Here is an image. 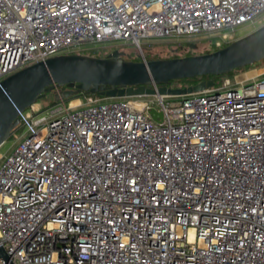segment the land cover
<instances>
[{"label":"built area","instance_id":"1","mask_svg":"<svg viewBox=\"0 0 264 264\" xmlns=\"http://www.w3.org/2000/svg\"><path fill=\"white\" fill-rule=\"evenodd\" d=\"M263 22L264 0H0V81L84 43L146 60L152 39L221 47ZM262 75L24 109L0 154V243L15 264H264Z\"/></svg>","mask_w":264,"mask_h":264},{"label":"water","instance_id":"2","mask_svg":"<svg viewBox=\"0 0 264 264\" xmlns=\"http://www.w3.org/2000/svg\"><path fill=\"white\" fill-rule=\"evenodd\" d=\"M186 46L197 48L195 41ZM264 60V22L213 51L176 57L132 59L119 48L106 56L64 52L33 62L0 81V145L18 128L19 113L43 99L49 92L60 103L84 91L107 97L144 94L185 95L214 86L213 78L196 84L173 87L174 79L202 75H223L237 67ZM158 84V89L151 85ZM65 87V88H63ZM154 119L162 113L150 110ZM0 258L15 264L0 243Z\"/></svg>","mask_w":264,"mask_h":264},{"label":"rangeland","instance_id":"3","mask_svg":"<svg viewBox=\"0 0 264 264\" xmlns=\"http://www.w3.org/2000/svg\"><path fill=\"white\" fill-rule=\"evenodd\" d=\"M249 28H251V25H246L241 28H239L236 32L233 33L232 35V40L237 38L238 35L240 34H245L247 31H250ZM188 41L187 38H182V39H152L150 41H147L145 45H143L144 48L143 51L145 54H149L151 56H161V57H166L169 55L174 54V49L178 47H183L180 49L181 56L184 55H189V54H200V53H205L206 51H210L218 47L216 44V39L213 38L212 40L210 38H197L195 39V42H197L198 47L197 48H190L187 47L186 42ZM151 42V43H148ZM90 44H81L76 52L79 53H84L87 50H89ZM92 47L97 48V55L98 56H106L108 53H110L113 49L119 48L120 50L125 51L127 54H132L133 56H136L139 54L138 48L132 44L130 41H126L123 39H118V40H104L101 42H97L92 45ZM185 47V48H184ZM87 54V53H86ZM261 71H264V60L254 63L251 67L244 69V70H239L231 75H225V79H230L231 84L234 86L236 84V76L241 74V73H246L244 76H251L255 75ZM261 77H264L262 75ZM259 79V78H258ZM181 84L178 81H174L173 87L180 86ZM90 94H83V96H87ZM181 95L179 96H168L167 100L169 101H178L181 99ZM75 98V97H73ZM54 99V93L49 92L43 99L39 100V102L45 107L48 108L50 107V102ZM75 101V100H74ZM78 101V100H77ZM69 103V100L66 101V104ZM78 103V102H77ZM44 114L48 115L49 110H46ZM24 129L19 128L15 130L11 136L6 139L5 142H3L0 145V154L2 155H7L12 151V148L16 145L18 139H20ZM1 163V160H0ZM17 264H20V262L17 261Z\"/></svg>","mask_w":264,"mask_h":264},{"label":"trees","instance_id":"4","mask_svg":"<svg viewBox=\"0 0 264 264\" xmlns=\"http://www.w3.org/2000/svg\"><path fill=\"white\" fill-rule=\"evenodd\" d=\"M146 43V42H145ZM145 43L142 44V48L143 45H145ZM148 43H151V42H148ZM186 45V44H184ZM227 45L224 44L223 46ZM183 47H178L176 49H174V54L172 55H169V56H166V57H176V56H181V53H180V49H182ZM185 48V47H184ZM219 47H216L215 49H218ZM213 49V50H215ZM97 48H90L89 50H87L86 52L84 53H87V54H91V55H97ZM213 50H210V51H213ZM144 52V51H143ZM206 52H209V51H206ZM145 54V53H144ZM130 55V54H129ZM132 59H135V60H140L141 57L140 55H136V56H133L132 54L130 55ZM146 56V59H155V58H163L161 56H151L149 54H145ZM253 64H250V65H245V66H241V67H237L235 68L234 70L228 72L227 74H223V75H212V74H208V75H202V76H196V77H192V78H181V79H174L173 81H178L181 85L180 86H187V85H191V84H196L197 82H199L200 80H203V79H209V78H213L215 81H216V84H220L223 80H224V76L225 75H231L239 70H244V69H247L249 67H251ZM83 94H98V93H91L89 91H84L82 93H80L79 95H83ZM79 95H76L74 97H77ZM73 98V97H72ZM58 102L53 99L51 102H50V106H53L55 104H57Z\"/></svg>","mask_w":264,"mask_h":264},{"label":"crops","instance_id":"5","mask_svg":"<svg viewBox=\"0 0 264 264\" xmlns=\"http://www.w3.org/2000/svg\"><path fill=\"white\" fill-rule=\"evenodd\" d=\"M260 24H262V23H257V24H254V25H251V28H249V30L251 31V30H253V29H255L256 27H258ZM250 31H247L246 33H248V32H250ZM245 33V34H246ZM243 34H240V35H238L237 37H239V36H242ZM246 73H241V74H239V75H237L236 76V79H243V78H245V75ZM247 77V76H246Z\"/></svg>","mask_w":264,"mask_h":264},{"label":"flooded vegetation","instance_id":"6","mask_svg":"<svg viewBox=\"0 0 264 264\" xmlns=\"http://www.w3.org/2000/svg\"><path fill=\"white\" fill-rule=\"evenodd\" d=\"M169 85H171V86H173V84H174V81L173 80H171L169 83H168ZM63 88H65V87H63Z\"/></svg>","mask_w":264,"mask_h":264},{"label":"bare ground","instance_id":"7","mask_svg":"<svg viewBox=\"0 0 264 264\" xmlns=\"http://www.w3.org/2000/svg\"><path fill=\"white\" fill-rule=\"evenodd\" d=\"M77 102H78L77 100L73 101L74 104H76Z\"/></svg>","mask_w":264,"mask_h":264}]
</instances>
